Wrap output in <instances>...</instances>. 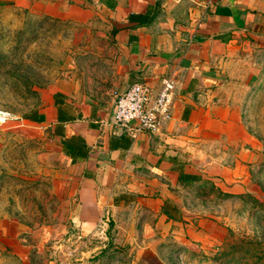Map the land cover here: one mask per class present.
Wrapping results in <instances>:
<instances>
[{
	"label": "rangeland",
	"instance_id": "obj_1",
	"mask_svg": "<svg viewBox=\"0 0 264 264\" xmlns=\"http://www.w3.org/2000/svg\"><path fill=\"white\" fill-rule=\"evenodd\" d=\"M113 57L101 21L0 8V112L10 114L0 126V264H264V51L249 47L240 55L244 78L224 92L234 100L230 126L178 129V148L235 173L250 190L182 183L180 223L151 204L116 211L89 230L74 221L71 166L47 132L17 117L58 85L93 102L114 100Z\"/></svg>",
	"mask_w": 264,
	"mask_h": 264
},
{
	"label": "crops",
	"instance_id": "obj_2",
	"mask_svg": "<svg viewBox=\"0 0 264 264\" xmlns=\"http://www.w3.org/2000/svg\"><path fill=\"white\" fill-rule=\"evenodd\" d=\"M5 6L54 18L101 21L114 49L118 94L137 83L155 91L163 78L175 83L172 119L153 135L116 134L108 124L116 98L107 104L93 102L65 85L44 93L34 108L17 117L18 125L47 132L71 166L77 177L74 221L79 226L92 229L135 204L155 205L171 223H180L182 183L209 180L227 193L247 192L248 183L236 180L235 173L183 154L178 129L209 132L230 126L226 117L234 100L223 99L224 92L242 78L241 51L246 47L264 51V4L256 0H0V8ZM9 229L11 239L15 232ZM7 253L17 255L12 249Z\"/></svg>",
	"mask_w": 264,
	"mask_h": 264
},
{
	"label": "built area",
	"instance_id": "obj_3",
	"mask_svg": "<svg viewBox=\"0 0 264 264\" xmlns=\"http://www.w3.org/2000/svg\"><path fill=\"white\" fill-rule=\"evenodd\" d=\"M175 90L171 78H163L157 91L142 83L129 86L116 97L108 124L116 134L131 138L159 133L172 119ZM9 117V113L0 112V126Z\"/></svg>",
	"mask_w": 264,
	"mask_h": 264
},
{
	"label": "bare ground",
	"instance_id": "obj_4",
	"mask_svg": "<svg viewBox=\"0 0 264 264\" xmlns=\"http://www.w3.org/2000/svg\"><path fill=\"white\" fill-rule=\"evenodd\" d=\"M1 121H3V120H1Z\"/></svg>",
	"mask_w": 264,
	"mask_h": 264
}]
</instances>
